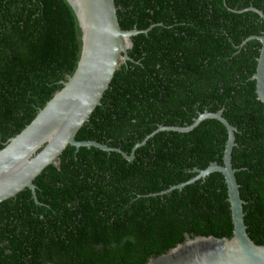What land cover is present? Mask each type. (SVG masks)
Masks as SVG:
<instances>
[{
    "label": "trees",
    "instance_id": "trees-1",
    "mask_svg": "<svg viewBox=\"0 0 264 264\" xmlns=\"http://www.w3.org/2000/svg\"><path fill=\"white\" fill-rule=\"evenodd\" d=\"M132 37L101 104L76 139L131 154L159 126L223 110L237 127L233 167L251 239L264 245V103L256 92L264 0H115ZM82 32L67 0H0V149L72 76ZM228 132L207 118L135 150L68 145L59 165L0 203V264H146L187 236H233L221 172ZM169 190V191H168Z\"/></svg>",
    "mask_w": 264,
    "mask_h": 264
},
{
    "label": "water",
    "instance_id": "water-1",
    "mask_svg": "<svg viewBox=\"0 0 264 264\" xmlns=\"http://www.w3.org/2000/svg\"><path fill=\"white\" fill-rule=\"evenodd\" d=\"M67 1L75 11L82 32L81 57L74 74L64 82V86L24 129L0 149V203L15 197L26 188L32 191L35 202L40 203L34 181L50 164L59 165L60 155L68 145L77 149L95 146L107 151L115 150L128 160H133L135 150L157 132H187L203 120L214 118L220 120L228 132L223 163L212 162L207 168L198 170L194 178L169 190L181 189L213 172H221L228 187L234 224L233 236H187L185 242L157 257H151L146 264H264V245L255 243L247 232L245 201L241 197L237 169L232 163L237 127L223 116V110L200 113L192 124L186 126L161 125L142 142L137 143L130 155L121 148L110 147L95 140L76 139L80 128L101 104L120 64L130 59L128 50L133 47L132 37L141 30H124L121 27L115 0ZM251 9L264 18L262 10L255 7ZM252 37L262 43L253 79L256 80L258 99L264 103V33Z\"/></svg>",
    "mask_w": 264,
    "mask_h": 264
}]
</instances>
